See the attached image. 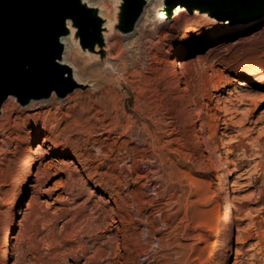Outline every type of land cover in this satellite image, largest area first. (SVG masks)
<instances>
[{"label":"rangeland","instance_id":"obj_1","mask_svg":"<svg viewBox=\"0 0 264 264\" xmlns=\"http://www.w3.org/2000/svg\"><path fill=\"white\" fill-rule=\"evenodd\" d=\"M118 1L101 2L105 64L69 40L82 87L1 106L0 264H234L237 250L264 264V101L231 95L234 78L264 77V20L220 33L192 13L161 30L150 0L122 34ZM190 35L181 57L165 55ZM43 119L34 140L29 122ZM50 161L63 170L34 192Z\"/></svg>","mask_w":264,"mask_h":264},{"label":"water","instance_id":"obj_2","mask_svg":"<svg viewBox=\"0 0 264 264\" xmlns=\"http://www.w3.org/2000/svg\"><path fill=\"white\" fill-rule=\"evenodd\" d=\"M146 1L119 0L111 28L131 32ZM177 1L189 14L204 13L216 21L264 11V0ZM163 2L169 10L174 6L169 0ZM105 22L97 7L83 0H0V109L9 96L25 105L51 93L63 98L82 87L73 80L69 66L61 63L60 38L70 35L82 50L97 53L105 64Z\"/></svg>","mask_w":264,"mask_h":264},{"label":"bare ground","instance_id":"obj_3","mask_svg":"<svg viewBox=\"0 0 264 264\" xmlns=\"http://www.w3.org/2000/svg\"><path fill=\"white\" fill-rule=\"evenodd\" d=\"M83 1L87 5H99L100 6V9H101V11L99 12V15L102 16V17H105V19H106L105 25H108L110 23L109 22V18L108 17L106 18V15H108V14L105 13V10H107V9L109 10V7H104V5H105L104 2L107 1V3H108V1H111V0H83ZM102 1H104L103 2L104 4L101 3ZM149 1L150 0H147V2H149ZM173 3H174V6L172 7V9L171 10H169V9L167 10V7H165L167 5L166 4H162L161 1L159 0V6H158L157 9H159V8H161V9L158 11V14H157L155 20H158V25L159 24H162V26H160V29L161 30L166 29L167 26L169 25L168 23H171V21L176 22L177 19L179 17H181L182 15L189 14V12L186 10V8L184 6H182L177 0H174ZM147 9L148 8H144L143 9V12H142L141 16L139 17V19L136 22L137 24H135L136 26H138L141 22L144 23V22H146L148 20ZM159 13H160V15H159ZM194 14L197 15L199 18L202 17V18H205L207 20L213 21L216 25H218V32H220V33H224V32L225 33L235 32V31H238L239 29L245 28V27H247L249 25H252L254 23H259V22H261V21L264 20V18H261V17L260 18H257L260 14H262V13H259V12H256V13H254L252 15H248V16H245V17H243L241 15L240 16L239 15H236V16L230 18L228 21H226V20L225 21H215V19L207 16L204 13H194ZM66 24H67V27L69 28L70 32H72V27L70 25V22L67 21ZM192 39H193V36H191V35L188 36V37H186L183 41H180L177 44L173 45L171 48H168L167 51L165 52V55L166 56L167 55L170 56V55L173 54V55H176L177 57H181V55L183 54V49L180 48V47L182 46V44H184L185 42H189ZM60 40H61L62 43H64V53L61 56V63H65V60H66V52H67V49L69 47L68 44H69V40H70V35L63 36V37L60 38ZM65 64H67V63H65ZM68 66L70 68V73H71V76H72L73 80L75 82L81 84L82 81H81V79L79 77L80 75H78V71H77L76 67L73 66V65H68ZM176 74H177V70H174L173 75L177 76ZM247 78H248L247 76L244 77V78H239V79L234 78V85H233V88H232L233 89V92L231 93V95L234 98L237 97L238 101L243 100V99H247L249 97H251L252 100L264 101V85L261 86L262 84L260 83L261 81H264V77L261 76V75H259V77L257 79L252 80V83L250 85L247 83V81H245ZM177 79L179 80L180 79V76H177ZM253 83H258L257 86L262 87V88L261 89H256V90H253L252 89L251 92H246V93L242 92V89H244L246 87L248 88L251 85L253 86ZM52 94H54V93H51L50 96ZM229 101H231V100H229ZM31 105H30L31 107L27 109L28 111H35V110L38 109V106L36 104L33 103ZM0 112H2V111H0ZM196 119L197 118H195V120ZM29 125L35 126L36 128H38L35 132H33V138H34V140H36V139H38L39 135L41 134V129H45L46 121L43 119L40 125L34 124L33 122H29ZM224 125H226V127H228L229 123L226 120H224ZM203 126H204V124L197 125L196 128L194 129V133L196 135H199V133L203 130ZM51 132L52 131H50V133ZM55 149L56 148L49 147V151L46 152L45 155L46 156L51 155V153H53L55 151ZM61 150L64 151L65 148H62ZM37 151L39 152L40 157L35 158L34 160L41 159V157L44 156V155L43 156L41 155L40 150H37ZM260 163L261 162H258L257 165H259ZM46 165H48V166L42 167L40 165V166L37 167V173L35 174V177H36V179H35L36 185L35 186H37V188H36V190L34 192H37L38 190H41V186L43 185V183L46 182V180H48V178L50 177V175H52L51 172H50L52 168H54L53 169L54 170V174L55 173H59L61 170H63L62 167L58 166L57 164H53L52 161L47 162ZM32 198H33V196H32ZM235 200H236V196L234 195V191H232V203L230 205V209L228 210L229 211V218H231V219H233V217L235 215ZM94 218H95V216H94ZM249 223L252 224V220ZM261 237H263V236H261ZM242 254L239 252V250H237V254H236V258H235L234 264H241L242 263V261H243ZM3 259H4V257H3Z\"/></svg>","mask_w":264,"mask_h":264}]
</instances>
